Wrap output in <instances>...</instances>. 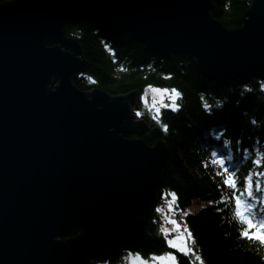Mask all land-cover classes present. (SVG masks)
Instances as JSON below:
<instances>
[{
	"label": "water",
	"instance_id": "water-1",
	"mask_svg": "<svg viewBox=\"0 0 264 264\" xmlns=\"http://www.w3.org/2000/svg\"><path fill=\"white\" fill-rule=\"evenodd\" d=\"M211 9V0L0 3V264H91L152 239L168 148L124 136L147 130L133 113L137 91L72 84L88 64L64 26L93 19L156 54H183L208 79L264 81V0L236 29Z\"/></svg>",
	"mask_w": 264,
	"mask_h": 264
},
{
	"label": "trees",
	"instance_id": "trees-1",
	"mask_svg": "<svg viewBox=\"0 0 264 264\" xmlns=\"http://www.w3.org/2000/svg\"><path fill=\"white\" fill-rule=\"evenodd\" d=\"M5 1L8 0L0 3ZM211 2V16L227 29H236L252 0ZM64 33L77 41L88 64L83 73L72 78L76 88L82 91L96 88L110 95L137 91L139 104L149 85L175 88L181 93L176 103L179 108L162 107L152 116L141 112L138 117L144 120L147 130L141 134H124L128 138H142L148 145L162 140L168 148L156 203L150 207L148 230L152 239L133 252L148 258L150 253L174 251L158 231L159 217L155 211L164 194L174 193L176 207L187 213L184 221L204 264H264V244L239 235L242 223L228 199L232 192L218 187L222 179L218 172L223 170L209 153L211 148L222 147L228 141L230 150L236 153L234 162H239L237 171L232 172L240 178L251 174L254 180H259L261 188L264 186V175L257 176L258 171L264 172V165L257 169L251 162L256 152L264 153V89L261 88L264 81L253 79L222 85L202 75L194 61L183 54H156L130 33L111 30L93 19L67 23ZM162 124L167 125V130ZM244 194L237 190L242 200ZM221 196L225 197L223 201ZM193 204L199 205L195 211L190 208ZM66 237L70 235L62 239ZM122 253H113L108 261L121 260ZM193 259L191 255L181 256L179 264H200Z\"/></svg>",
	"mask_w": 264,
	"mask_h": 264
},
{
	"label": "snow or ice",
	"instance_id": "snow-or-ice-1",
	"mask_svg": "<svg viewBox=\"0 0 264 264\" xmlns=\"http://www.w3.org/2000/svg\"><path fill=\"white\" fill-rule=\"evenodd\" d=\"M148 87L152 88V91L155 93L168 92L173 100L181 95V93L175 88L169 90L153 87L151 85ZM261 88L264 89V84L261 85ZM217 103L219 104L220 102L217 101ZM172 107L176 109L179 108V105L173 104ZM204 107L207 109L208 105L205 104ZM137 115H140V113L137 112ZM161 127L164 130H167V125L162 124ZM224 143L227 144L228 141H224ZM213 156L215 157L214 163L223 170L222 172H218V175L222 177L221 183L218 187L223 186L232 192V195L228 199H230L232 207L235 209V215L242 223L239 235L243 239H252L264 244V218L257 220L251 215L250 209H252L254 205L242 200L240 195H237V190H239L241 193H245L247 196L254 199H259L264 203V197L256 195L257 192L264 191L260 186L259 180H254L251 174L243 178L238 177L234 172L225 167L226 161L223 156L218 155L217 153H213ZM251 162L257 166V169H259L261 165H264V153L256 152L252 156ZM249 173H251V169L249 170ZM261 175H264V172L258 171L257 176ZM171 195L175 194L173 193ZM224 199L225 197L221 196V200L223 201ZM211 203H213V201H209V204ZM185 214L187 215V213ZM171 223L175 225L177 222L172 220ZM182 231L184 233L182 236L165 235L164 239L166 245L169 249L174 251L169 250L161 253H150L149 257L152 264H179L181 256L188 257L190 255L193 256L196 261H199L200 264H204L201 254H199L194 248L195 238L191 230L187 225H184ZM134 257L137 264H150V261L142 258L140 253H135Z\"/></svg>",
	"mask_w": 264,
	"mask_h": 264
},
{
	"label": "rangeland",
	"instance_id": "rangeland-1",
	"mask_svg": "<svg viewBox=\"0 0 264 264\" xmlns=\"http://www.w3.org/2000/svg\"><path fill=\"white\" fill-rule=\"evenodd\" d=\"M111 30H113V29H111ZM119 32H122V31H119ZM210 80H212V79H210ZM214 81H216V80H214ZM216 82H218V81H216ZM233 82L234 81H232L229 85H231ZM236 83H245V82H236ZM221 84L225 85L223 83H221ZM229 85H227V86H229ZM142 97H143V99H142ZM177 98L175 100H173L170 97L168 92L155 93L152 91V88H150V87L146 88L144 90L143 94L141 95L139 109H137V111L133 110V113L135 114V117H137V118H140V117H138L139 115H137V112H139L140 114H141V112H143V113L145 112L151 116L157 115L159 110L162 107H166V106L172 107L173 104H176ZM171 194L172 193L164 194L161 197L160 201L157 202V205L155 207V211L159 217L158 231L163 237H165V235H181V236L184 235L182 228L184 225H186L185 221H184V213L185 212L176 207L175 197H174V195H171ZM190 208L193 211H195L199 208V205L193 204ZM172 220H175L177 223L175 225H173L171 223ZM149 224H150V218L148 219V227H147L148 233H149V230H148ZM149 241H151V240H149ZM149 241H147V242H149ZM147 242H145V243H147ZM122 251L124 253L121 254L122 257H121V260H119V261L111 262V261H108V259H109L108 258V259H105L103 261L93 262L91 264H137L135 257H134V254L138 253V252H133L132 250H130V251L129 250H122ZM119 252H121V251H119ZM144 259L150 261V257L144 258ZM150 264H152L151 261H150Z\"/></svg>",
	"mask_w": 264,
	"mask_h": 264
},
{
	"label": "bare ground",
	"instance_id": "bare-ground-1",
	"mask_svg": "<svg viewBox=\"0 0 264 264\" xmlns=\"http://www.w3.org/2000/svg\"><path fill=\"white\" fill-rule=\"evenodd\" d=\"M115 31V30H114Z\"/></svg>",
	"mask_w": 264,
	"mask_h": 264
}]
</instances>
